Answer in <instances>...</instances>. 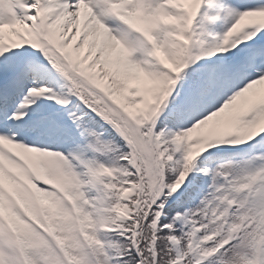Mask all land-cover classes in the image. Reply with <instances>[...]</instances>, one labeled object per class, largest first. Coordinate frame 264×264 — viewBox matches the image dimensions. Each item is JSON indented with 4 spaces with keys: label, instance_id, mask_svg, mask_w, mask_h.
I'll return each instance as SVG.
<instances>
[{
    "label": "snow or ice",
    "instance_id": "6c2138e0",
    "mask_svg": "<svg viewBox=\"0 0 264 264\" xmlns=\"http://www.w3.org/2000/svg\"><path fill=\"white\" fill-rule=\"evenodd\" d=\"M0 264H264V0H0Z\"/></svg>",
    "mask_w": 264,
    "mask_h": 264
}]
</instances>
